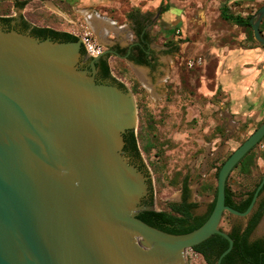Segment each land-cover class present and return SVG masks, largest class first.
Returning a JSON list of instances; mask_svg holds the SVG:
<instances>
[{
	"label": "water",
	"instance_id": "1",
	"mask_svg": "<svg viewBox=\"0 0 264 264\" xmlns=\"http://www.w3.org/2000/svg\"><path fill=\"white\" fill-rule=\"evenodd\" d=\"M264 4L250 19L255 39ZM97 36H100L97 34ZM105 47L108 44L100 41ZM134 94L82 39L0 16V264H187L221 226L229 175L264 138V121L224 161L215 207L199 228L168 232L138 148Z\"/></svg>",
	"mask_w": 264,
	"mask_h": 264
},
{
	"label": "rangeland",
	"instance_id": "2",
	"mask_svg": "<svg viewBox=\"0 0 264 264\" xmlns=\"http://www.w3.org/2000/svg\"><path fill=\"white\" fill-rule=\"evenodd\" d=\"M164 0H0V16L23 14L25 19L38 26H48L60 31H67L79 37L87 30L85 10H96L107 16L118 26L128 24L133 14H157L165 8ZM196 7L204 6L207 0H192ZM262 5V4H261ZM253 11L257 16L258 10ZM173 13L183 11L185 6L190 11V1L173 0ZM183 6V7H182ZM183 9V10H182ZM163 14H161L162 17ZM189 24L188 37L194 41L199 37L208 39V33L199 24V14ZM176 20V19H174ZM190 23V21H189ZM181 24V21H178ZM182 30L184 32L183 25ZM168 27L174 29L175 25ZM186 41V39H182ZM203 54V64L189 67L188 58ZM206 52L196 51L191 46L172 67L168 82L159 70L153 73L157 97L144 87L138 74L130 69L120 58H110L112 73L130 87L137 86L138 104V144L141 155L153 178L155 201L158 209L160 202H176L180 198L183 178L188 176L192 190V199L198 202L196 212L203 214L209 208L210 199L214 198L212 189L218 183L216 170L240 144L246 140L264 121L257 116L240 120L233 131H227V120L221 115L220 94L210 95L213 83L206 78L212 77L216 59ZM137 73L144 70L136 68ZM143 72H142V71ZM142 74V75H143ZM148 79V78H147ZM150 81V80H149ZM165 86V87H164ZM164 94L161 95V91ZM151 123V124H150ZM152 126V129L149 127ZM153 142V147L145 146ZM254 156L253 162L251 161ZM240 167L234 169L228 178L230 188L235 192L253 190L264 172V138L250 151ZM205 164V165H204ZM250 165V168H248ZM241 167L245 169L244 172ZM246 219L225 212L221 226L229 230L232 223L245 224ZM264 217L254 236L264 237ZM187 264H205L203 258L186 257Z\"/></svg>",
	"mask_w": 264,
	"mask_h": 264
},
{
	"label": "crops",
	"instance_id": "3",
	"mask_svg": "<svg viewBox=\"0 0 264 264\" xmlns=\"http://www.w3.org/2000/svg\"><path fill=\"white\" fill-rule=\"evenodd\" d=\"M164 1L165 8L168 6V10L164 11L161 8L163 15L160 16L158 23V27L161 29L159 44L169 42L178 49L176 52H164L165 46L158 47L160 61L166 63V66L163 67V76L167 78L177 59L184 53H188L190 47L193 46L196 51L206 52L207 58L211 56L216 59L215 69L211 72L212 77L206 78V80L208 83H213V89L209 91L210 95L220 94L219 106L221 115L228 123L227 131H233L236 124L240 125V120H247L248 117L257 116V119H260L264 115V47L255 37L254 40L249 36L244 26L226 20L222 17L221 12L222 7H225L229 14L246 17L253 14L252 10H256L258 5H263L264 0H207V4L202 7L201 5L200 7L194 6L192 0H189L190 11L187 10V6H182L184 10H179L178 13L172 12L176 8L172 6L173 0ZM183 1L187 2V0ZM88 11L93 13L91 18L87 17ZM196 14L200 16L199 24L208 33V39L199 37L194 41L189 40V24L194 23L192 19L196 18ZM83 15L92 25L96 34L100 35L98 36L99 40L105 44L111 45L116 42L115 37L121 39V43L125 44L126 38L132 36L129 24L118 26L107 16H102L92 9L83 11ZM178 21H181V24H178ZM173 24L175 25L174 29H170L168 25ZM180 25H183L184 32ZM182 39H186V41L181 42ZM161 50L163 51L161 52ZM196 56L203 58L201 53ZM140 69L147 74L145 76L142 73V77L148 78V82L151 83L147 88L152 92V96L153 93L157 95L158 89L153 86L154 83L148 77V70ZM138 77L140 78L139 74ZM162 94H164V90L161 91L160 96ZM156 95L155 97L158 96ZM213 200L214 198H211L210 203Z\"/></svg>",
	"mask_w": 264,
	"mask_h": 264
},
{
	"label": "trees",
	"instance_id": "4",
	"mask_svg": "<svg viewBox=\"0 0 264 264\" xmlns=\"http://www.w3.org/2000/svg\"><path fill=\"white\" fill-rule=\"evenodd\" d=\"M163 10L164 11L168 10V6ZM221 14L222 17L225 18L226 20H231L238 25L244 26L247 29L249 36L254 39L253 28L250 22V19L254 17L253 14H249L246 17L229 14L227 12V8L225 9V7H222ZM260 29L264 34V18L261 22ZM260 45L263 46L262 44ZM134 92L135 93L138 92L137 86L134 87ZM149 128L152 129V126H150ZM135 137L139 148L138 134L135 133ZM152 147H153V142H150L148 143L147 146H145V149L150 150ZM253 149H255V147ZM253 159L254 156L251 160L252 162ZM240 163H238L234 169L240 167ZM221 165L218 166L216 170V178H218V173L221 168ZM250 165L251 164L248 165L249 166L248 168H250ZM241 169L244 172H246L243 167H241ZM256 187L253 190H248L245 192H235L230 188L227 180L226 204L230 205L231 207L239 211H245L252 201ZM181 189L185 192L183 202H172V203L160 202L161 207L158 209L168 232L171 234H185L201 227L209 219L216 203L217 185H215L214 188L212 189L214 193V200L212 203H210L208 210L202 215H194V209L198 206V203L195 201L187 202L186 197L191 191L189 188L188 176H185L183 178ZM263 190L264 187L262 188L261 192ZM263 214H264V202L261 205V207L258 209V211H256L253 214L252 218L248 221L244 229L241 227L230 226L228 232L230 236L234 239V245L232 250L223 258L222 264H230V261L231 260L233 261V259L236 256H239L242 260L251 262L253 264H264V253H261L264 251V246L262 244H259L261 240H256L253 243L249 242V238L252 232L254 231V229L256 228L257 224L260 222ZM228 246H229L228 239H226L224 236L220 234H214L207 240L203 241L202 243L195 245L193 247V250L198 254H200V256L203 258L206 264H216L218 257L224 250L228 248Z\"/></svg>",
	"mask_w": 264,
	"mask_h": 264
},
{
	"label": "flooded vegetation",
	"instance_id": "5",
	"mask_svg": "<svg viewBox=\"0 0 264 264\" xmlns=\"http://www.w3.org/2000/svg\"><path fill=\"white\" fill-rule=\"evenodd\" d=\"M160 16H161V13H159V16H157V14H147V13H145V14H142V13L133 14L132 16H130V20L128 22V24L130 25L132 36H130L129 38H126L125 44L121 43V39L115 37V39L117 41L111 45H108V47H104V49L101 51V53L99 55H97V56L92 55V54H90V55L95 56L96 58H98L102 62L109 65V70L111 71V73H112V70H111L110 62H109L110 58H112V57L120 58L121 60H123L125 62V64L128 65V67L130 69H132L136 74H139L140 78L142 79V80L141 79L140 80H141L142 84L144 85V87H148V85H150L151 83L148 82V79L146 77H142L141 72L139 73V70L137 73L136 68L147 69L149 72L148 77L151 79V82L154 83L155 77H154L153 73L155 71L159 70L161 66L162 67L166 66L165 62L160 61V57L158 56V52H160V51L158 50V47H160V46L164 47L165 46V48L163 49L164 52H176L178 49V48H176V46L174 44H169V42H163L164 44L162 43V45L159 44L161 29H159L158 23H159V20L161 18ZM3 17H9V16H3ZM34 25H36V24H34ZM36 26H38V25H36ZM38 27H42V26H38ZM44 27H48V26H44ZM52 29H54V28H52ZM55 30H57V29H55ZM163 50H161V52ZM160 74L163 76L164 71H161ZM168 77L169 76H167V78L164 79V85L166 82H168V80H169ZM117 79H119V78H117ZM119 80L122 83H124L128 87L129 90L132 91V93L134 94L135 99H136L134 87H130V85H128L127 83H125L121 79H119ZM136 104H137V100H136ZM137 108H138V104H137ZM261 180H262V176H261L260 181L256 185L257 187L260 184ZM189 188H190V186H189ZM190 190H191V188H190ZM184 196H185V192L181 189L180 198L176 202H183ZM186 198H187V202H194L195 201L192 199V190L189 192V194L187 195ZM263 202H264V190L261 192V194H259L256 205H255L253 211L250 213V215L247 217H242V218L246 219L245 224L232 223L231 226L232 227H241L244 229V227L247 225L248 221L252 218L253 214L256 211H258V209L261 207ZM170 203H172V202H170ZM198 207H199V205L194 209V215H202V214H199L196 212V209ZM263 217H264V214H263L260 222L257 224L256 228L254 229V231L252 232V234L249 238L250 243H253L256 240H261V242L259 244H262L264 246V237L263 236H254V233H255L256 229L259 227ZM261 253H264V251ZM216 264H217V262H216ZM230 264H253V263L244 261L239 256H236L233 259V261L232 260L230 261Z\"/></svg>",
	"mask_w": 264,
	"mask_h": 264
},
{
	"label": "built area",
	"instance_id": "6",
	"mask_svg": "<svg viewBox=\"0 0 264 264\" xmlns=\"http://www.w3.org/2000/svg\"><path fill=\"white\" fill-rule=\"evenodd\" d=\"M87 49V52L92 55H99L101 51L104 49V45L100 42L96 32L92 29V27L88 24L87 30L83 33V35L80 37ZM203 64V58L201 56L195 57V58H189L187 60V65L189 67H194L196 65H202ZM189 256L193 259H196L200 254L195 252L193 248L187 250L186 257Z\"/></svg>",
	"mask_w": 264,
	"mask_h": 264
},
{
	"label": "bare ground",
	"instance_id": "7",
	"mask_svg": "<svg viewBox=\"0 0 264 264\" xmlns=\"http://www.w3.org/2000/svg\"><path fill=\"white\" fill-rule=\"evenodd\" d=\"M86 14H87V17H88V18H91V16H93V13H92V12H89V11H88ZM87 23L92 27V25H91L88 21H87ZM92 29H93V27H92ZM93 30H94V29H93ZM94 31H95V30H94ZM263 226H264V224H263Z\"/></svg>",
	"mask_w": 264,
	"mask_h": 264
}]
</instances>
